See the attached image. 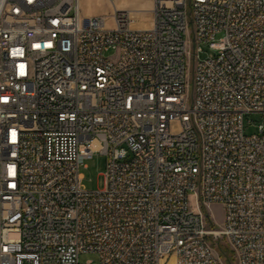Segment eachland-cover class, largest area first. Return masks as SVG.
Instances as JSON below:
<instances>
[{
	"label": "built area",
	"instance_id": "2783aa9c",
	"mask_svg": "<svg viewBox=\"0 0 264 264\" xmlns=\"http://www.w3.org/2000/svg\"><path fill=\"white\" fill-rule=\"evenodd\" d=\"M136 25L0 0V264H225L211 240L264 264V0H153Z\"/></svg>",
	"mask_w": 264,
	"mask_h": 264
},
{
	"label": "rangeland",
	"instance_id": "374dc122",
	"mask_svg": "<svg viewBox=\"0 0 264 264\" xmlns=\"http://www.w3.org/2000/svg\"><path fill=\"white\" fill-rule=\"evenodd\" d=\"M114 2V5L112 4ZM153 0H81V13L83 17L105 15L109 18L113 14V10L129 12L137 19L136 27L151 26V10ZM203 52L200 54L202 59L214 56V53L208 46L201 45ZM189 93H192L191 78L189 81ZM263 117L259 114L247 115L244 120V133L246 136H251L257 133L258 126L262 123ZM107 158L100 154L86 161L85 167L81 170L84 177L83 186L87 191H101L104 189L103 174L106 170ZM191 204L196 207L194 199H191ZM211 218L217 223L222 224L224 219V209L221 205H214L209 212ZM213 247L223 255L222 260L225 264H236V261L231 257L230 251L224 241L214 242L211 240ZM98 262L99 258L96 254H84L80 257V263Z\"/></svg>",
	"mask_w": 264,
	"mask_h": 264
},
{
	"label": "crops",
	"instance_id": "0c3cea01",
	"mask_svg": "<svg viewBox=\"0 0 264 264\" xmlns=\"http://www.w3.org/2000/svg\"><path fill=\"white\" fill-rule=\"evenodd\" d=\"M140 28H141V29H146V28H149V27H145V26H142V27H141V26H140Z\"/></svg>",
	"mask_w": 264,
	"mask_h": 264
},
{
	"label": "trees",
	"instance_id": "16d2710c",
	"mask_svg": "<svg viewBox=\"0 0 264 264\" xmlns=\"http://www.w3.org/2000/svg\"><path fill=\"white\" fill-rule=\"evenodd\" d=\"M219 252H220L221 255H223L221 251H219Z\"/></svg>",
	"mask_w": 264,
	"mask_h": 264
}]
</instances>
